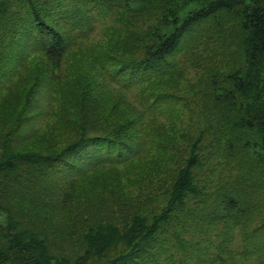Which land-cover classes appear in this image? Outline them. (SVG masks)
<instances>
[{"label":"trees","instance_id":"trees-1","mask_svg":"<svg viewBox=\"0 0 264 264\" xmlns=\"http://www.w3.org/2000/svg\"><path fill=\"white\" fill-rule=\"evenodd\" d=\"M78 1L84 7L82 15L101 8L117 15L118 19L122 13L127 15L130 11L143 14L141 17L149 14L145 12L150 5L146 0H74ZM58 3V0H0V106L9 85L10 89L14 84L20 88L13 103L7 105L5 100V106L14 104L7 109L9 114H0V194L6 193L5 198L14 200L19 207L24 208L25 204V210L35 218L60 212L65 205L78 202L81 216L86 217L91 225L83 235L87 248L74 264H86L93 255L110 250L118 241L126 242L130 252L118 255L110 264H139L141 258L150 252L155 253L151 255L155 261L157 254L165 251L167 229L179 223V211H184L178 197L181 190H175L177 201L173 198L167 201L168 207L159 215L158 221L147 227L145 219L133 216L128 225L124 224L125 232L120 234L118 225L113 227L115 211L108 200L112 197L107 196L108 192L99 191V184L93 179L102 166L141 163L140 160L152 150L157 155L164 154L156 159L170 153L160 142L143 139L144 121L125 118L118 102L105 100L107 102L101 104L97 95L100 93L98 85H101H97L91 75L82 76L68 87L70 98L65 101L66 107L75 110L76 114H67V110L60 108L55 110L54 106L61 107L53 99L60 90L58 70L66 55L85 40L84 31L76 37L80 40L78 42L65 32L61 18L63 12L59 11ZM191 4L194 5L192 9ZM133 5H142V8L134 11ZM228 13L241 17L243 30L249 33L250 41L244 68L228 77L231 89L216 87L227 101V114L221 112L215 117L216 125L225 131L218 137L227 136L226 143L231 148H239L241 157L248 156L247 152L254 149L264 157L262 0H165L162 17L157 22L145 23L146 30L142 34L132 33L134 36L130 41L133 44L126 42L132 46L137 43L135 47L141 48L140 60H123L119 55L115 58L105 51L97 53L94 65L99 67L105 79L124 88L123 91L135 86L140 88L138 96L144 101V110L155 118L161 112L159 109L176 103L171 101L174 96H154L142 86L160 80L173 65L179 66L180 55L191 50V34L200 23L215 17L222 19ZM122 47L125 49L123 53L129 55L128 47ZM111 50L116 49L112 47ZM20 69L22 77L16 83L13 78ZM108 102L111 104L105 108L103 105ZM82 112L91 117H81ZM56 119H60V131L51 124ZM235 132L246 136L233 137ZM213 141L220 142L217 137ZM223 153L229 157L237 155L227 150ZM199 163L200 159L191 158L188 167H197ZM158 170L151 169V174ZM183 176L186 179V175ZM198 196L199 193L195 194ZM6 209L7 205L0 202V216L2 212L6 213ZM91 211L99 212L96 220L89 216ZM22 227L15 221L7 226L0 222V264H64L63 256L52 251L45 254L49 241L38 232H26ZM33 227L36 228L37 223H33ZM194 239L196 241L192 237L191 241L183 239L174 232L173 243L168 247L174 246L183 252L186 248L191 254L181 253L184 260L203 264L202 257L212 247L210 236ZM216 261L217 258L212 262Z\"/></svg>","mask_w":264,"mask_h":264},{"label":"rangeland","instance_id":"rangeland-1","mask_svg":"<svg viewBox=\"0 0 264 264\" xmlns=\"http://www.w3.org/2000/svg\"><path fill=\"white\" fill-rule=\"evenodd\" d=\"M146 1L150 3L145 11L149 12L147 16L141 17L143 14L136 15V12L130 11L127 15L122 13L118 19L117 15L107 13L105 8L82 15L84 7L79 1L58 0L65 32L74 40L84 31L85 40L66 55L58 70L60 90L53 99L61 107L54 108L67 110V114H76L75 110L70 111L66 107L65 101L70 98L68 87L82 76L91 75L97 85L99 83L104 88L98 85L100 93L96 92L101 104L107 102L105 100L118 102L125 118L135 117L144 121L146 130L142 132L143 139L160 142L170 153L156 159L164 154L157 155L152 150L143 161L140 160L141 163L122 167L102 166L93 179L99 184V191L108 192L107 196L112 197L108 200L115 211L116 223L113 227L118 225L120 234L125 232L124 224L128 225L133 216L145 219L147 227L158 221L159 215L168 207L167 201L170 198L173 201L177 199L175 190H181L178 197L181 198L184 211H179V223L167 229L168 240L163 245L165 251L157 254L155 261L151 257L155 253L150 252L141 258L139 264H192L191 260H184L183 255L191 254V251L185 248L183 252L174 246L168 247L173 243L174 232L190 241L191 237L196 241L194 238L210 236L212 247L202 257L203 264H264V157L255 149L248 151V156L241 157L239 148L228 146L227 136L218 137L225 131L216 125L215 118L221 112L227 114V101L217 88L231 89L228 77L244 68L250 35L243 30V20L236 13L200 23L191 34V50L180 55L179 66L173 65L172 70L160 80L142 86L154 96L172 95L171 101L176 102L159 109L161 112L151 118V114L144 110V101L138 96L140 88L135 86L123 91L124 88L105 79L99 67L94 65L97 53L105 51L115 58L122 56L123 60L142 58L141 48L138 50L135 47L137 43L128 45L133 44L130 40L134 35L131 34H142L146 30L145 23L157 22L162 17L165 0ZM133 7L136 11L142 5ZM193 7L191 4V9ZM122 46L128 47L129 55L123 53L125 49ZM112 47L116 50H111ZM38 60L41 58L38 57ZM21 69L13 78L16 83L22 77ZM17 86L14 84L10 89L9 85L4 91L7 105L17 99L20 91ZM48 98L51 100V97ZM5 100L0 106L2 116L8 115L7 109L14 105L5 106ZM109 103L103 106L108 108ZM81 114L83 118L91 117L90 114ZM59 121L56 119L51 122L57 131L61 130ZM239 134L242 133L235 132L233 137ZM214 137L220 142L213 141ZM223 150L237 155L229 157ZM194 157L200 159L201 163L197 167H188ZM154 168L159 170L152 175L151 169ZM183 175H186V179ZM21 191L24 192L23 189ZM115 191L117 193L113 196ZM198 193L199 196L195 197ZM5 194H0V202L8 207L6 213L2 212L0 216L2 226L15 221L26 232H38L49 241L50 246L45 254L53 252L63 256L64 264H74L76 258L83 255L88 244L83 235L91 223L81 216L78 202L65 205L60 212L35 218V215L25 210V204L24 208L19 207L14 200L8 201ZM96 212L89 213L94 220L98 218L99 212ZM33 223H37L36 228ZM104 236L103 241L108 243ZM113 245L115 249L113 246L104 253L93 255L86 264H110L113 258L130 252L126 242L118 241ZM216 258L217 261L213 263Z\"/></svg>","mask_w":264,"mask_h":264}]
</instances>
